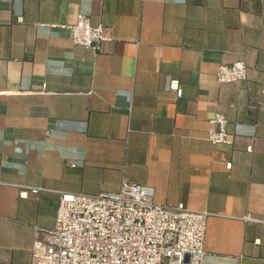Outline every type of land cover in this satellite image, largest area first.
I'll return each mask as SVG.
<instances>
[{
	"label": "crops",
	"instance_id": "obj_1",
	"mask_svg": "<svg viewBox=\"0 0 264 264\" xmlns=\"http://www.w3.org/2000/svg\"><path fill=\"white\" fill-rule=\"evenodd\" d=\"M79 14L113 28L99 54L62 28ZM123 179L208 215L203 264H264V0H0V264H31L63 194Z\"/></svg>",
	"mask_w": 264,
	"mask_h": 264
},
{
	"label": "built area",
	"instance_id": "obj_2",
	"mask_svg": "<svg viewBox=\"0 0 264 264\" xmlns=\"http://www.w3.org/2000/svg\"><path fill=\"white\" fill-rule=\"evenodd\" d=\"M62 28L70 31L76 45L95 54L113 40L112 27L93 25L84 14ZM216 79L220 84L246 81L247 66L244 61L221 65ZM171 89L182 97L178 82ZM209 124L212 145L233 146L225 116L215 114ZM207 219L184 204L159 205L153 187L125 179L116 192L63 194L54 228L34 227L31 264H203Z\"/></svg>",
	"mask_w": 264,
	"mask_h": 264
}]
</instances>
